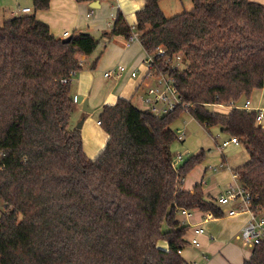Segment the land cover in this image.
Masks as SVG:
<instances>
[{
    "label": "trees",
    "instance_id": "1",
    "mask_svg": "<svg viewBox=\"0 0 264 264\" xmlns=\"http://www.w3.org/2000/svg\"><path fill=\"white\" fill-rule=\"evenodd\" d=\"M192 2L171 16L159 0H145L135 12L157 72L167 70L166 55L181 53L186 65L171 74L185 106L156 115L123 97L104 104L98 120L108 137L93 158L80 128L69 126L71 80H61L81 67L77 54H91L97 39L88 32L59 38L34 13L1 20L0 10V264H183L188 225L179 210L222 214L201 183L181 187L204 156L200 149L174 166L171 123L183 111L239 139L248 157L234 170L253 205H264V132L255 110L208 107L263 86L264 6ZM48 5L33 0L35 10ZM111 33H131L119 11ZM243 264H264V238Z\"/></svg>",
    "mask_w": 264,
    "mask_h": 264
},
{
    "label": "crops",
    "instance_id": "2",
    "mask_svg": "<svg viewBox=\"0 0 264 264\" xmlns=\"http://www.w3.org/2000/svg\"><path fill=\"white\" fill-rule=\"evenodd\" d=\"M164 1L159 0L163 12ZM169 1H171L170 6L175 3V0ZM250 1L264 6V0ZM144 3L145 0H49L47 8L35 10L33 0H0L1 20L14 15L34 13L38 20L48 25L50 32L56 37H65V32L68 35L73 32H88L97 39V45L91 54H77L81 67L72 76L70 82L71 95L76 94L82 100L87 99L88 106L92 109L89 112L83 111L81 103L74 102L69 120V126L75 127L76 121L81 118L83 149L90 158L101 151L108 137L97 123L102 106L106 103H114L119 97H123L130 99L135 106L143 108L142 99L147 85L155 82L154 76H145L146 65L143 62L145 49L140 40L127 42L124 35L111 33L113 15H116L117 11L121 12L126 22L132 26L135 25L136 10L143 7ZM23 7H30L31 10L22 12ZM118 64L125 67L123 72L110 77L104 76L106 70ZM132 70L136 71V75H131ZM263 97L264 85L254 88L247 98L250 106L257 108L264 106ZM245 99L241 98L238 103ZM213 106L227 108L225 113L230 110L226 105ZM92 124L95 125L93 129ZM220 161H224L227 167L215 169L216 172L211 173L212 182L207 184L206 179H203L206 173L205 167L195 178L184 177L181 187L192 189L195 183H201L205 196L215 198L232 180L230 169L236 167L226 163L225 158ZM218 163L207 168L214 170L212 167ZM226 207L221 206L222 214L219 216H209L208 211L197 208L191 209L190 214L187 215L180 212L177 214V218L188 225L184 234L187 244L180 250L183 264H243L249 259L252 246L243 244L237 237L240 228L248 219V214L240 212L228 215ZM196 226L204 227V231L196 235L198 245L190 242V238L195 235Z\"/></svg>",
    "mask_w": 264,
    "mask_h": 264
},
{
    "label": "built area",
    "instance_id": "3",
    "mask_svg": "<svg viewBox=\"0 0 264 264\" xmlns=\"http://www.w3.org/2000/svg\"><path fill=\"white\" fill-rule=\"evenodd\" d=\"M31 10L30 7L21 8L22 12H29ZM90 14V13H89ZM116 15H113V19H115ZM131 33L127 37V42H131L134 40H139V32L136 30L135 25L130 26ZM64 36H68V33L65 32ZM157 53L163 54L164 50L162 47L157 46ZM155 52H149L145 50V55L143 58V62L146 65V73L145 76H154L155 82L151 85H147L146 93L143 96V108L148 111L161 115L168 111L173 110L177 105L182 104V99L175 87L174 79L171 74V70L178 68L181 63V53L174 52L171 55H166L164 57L163 63L167 66V70L165 72H157L155 59ZM80 64V62H79ZM125 70V67L121 64L116 65L114 68L108 69L104 72L105 77H110L113 75H118ZM76 70H70V76L63 78L62 82H68L71 80V77L75 74ZM157 72V73H156ZM131 75H136V71L132 70ZM264 85V82H263ZM78 96L74 94L72 96L73 102L78 101ZM220 105H226L231 107H239L245 110H255V123L260 127V129L264 132V106H260L257 108H252L249 104V99L246 98L241 103L238 101H230L228 104L224 103H216ZM185 106V105H184ZM99 123V120H97ZM185 135V131L182 128L176 130L177 139H183ZM239 139L235 135H229L226 139H223L217 146L219 149H222L224 146L230 143H239ZM183 154L177 153L174 159V163L182 160ZM222 167H227L224 161H220L218 165L213 166L212 169H218ZM232 180L223 188V190L213 198L214 202L219 205L227 206L226 213L228 215H234L240 212H245L248 214V219L240 228L237 237L242 241L243 244L252 246L258 242H260L264 238V205H253L252 198L249 190L241 183L239 180L238 173L234 170V168L230 169ZM181 214H190L191 209L181 208L179 210ZM210 216L211 212H207ZM204 231L203 226L194 227L195 235L190 238V242L192 244L198 245V239L196 237L197 234L202 233ZM196 264V263H195Z\"/></svg>",
    "mask_w": 264,
    "mask_h": 264
},
{
    "label": "rangeland",
    "instance_id": "4",
    "mask_svg": "<svg viewBox=\"0 0 264 264\" xmlns=\"http://www.w3.org/2000/svg\"><path fill=\"white\" fill-rule=\"evenodd\" d=\"M170 4L171 1L169 0H165L162 4L164 12L167 16H171L181 11L190 9V7L192 6V0H175V3L172 6H170ZM185 65V62H181L179 64V67H184ZM244 98L245 97H243V99ZM213 105L214 104L208 105V107L221 113H225L227 110V108H218ZM95 115L97 116V113ZM80 120L81 118L76 121L75 126ZM91 126L92 129L95 128L94 124H92ZM171 127L175 131L179 128H182L185 131L183 139H176L171 145L173 161L177 153L181 152L183 154L182 160L174 163L175 168H178L179 165H182L190 155L197 153L200 149L204 150L203 159L199 163L195 164L187 172V174L185 175L186 178L197 177V175L201 174L206 167V173L203 179H206V183L208 184L209 182L213 181L211 173L216 172V170L208 169L209 166L215 165V163L217 164L220 160H222V158H225L226 163H228L232 167H237V165L241 164L247 158V152L241 142L230 143L229 145L224 146L222 149H219V147L217 146L218 143H220L222 139L229 137V134L220 130L217 125L205 127L195 118H193L188 111L181 112L179 116H177V118H175L171 123ZM101 129L104 131L102 127ZM2 210L3 203L0 200V212Z\"/></svg>",
    "mask_w": 264,
    "mask_h": 264
},
{
    "label": "water",
    "instance_id": "5",
    "mask_svg": "<svg viewBox=\"0 0 264 264\" xmlns=\"http://www.w3.org/2000/svg\"><path fill=\"white\" fill-rule=\"evenodd\" d=\"M65 38H67L66 36H65ZM77 103H81V108H82V110L83 111H91L92 109L88 106V102H87V99H83L82 100V98H79L78 99V101H77ZM80 125H81V121H79L77 124H76V127H80Z\"/></svg>",
    "mask_w": 264,
    "mask_h": 264
}]
</instances>
